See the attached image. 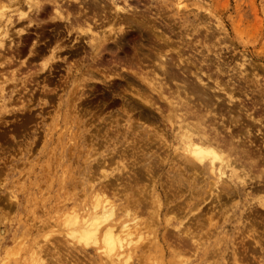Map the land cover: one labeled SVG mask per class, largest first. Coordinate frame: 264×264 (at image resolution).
Listing matches in <instances>:
<instances>
[{"label": "rangeland", "instance_id": "obj_1", "mask_svg": "<svg viewBox=\"0 0 264 264\" xmlns=\"http://www.w3.org/2000/svg\"><path fill=\"white\" fill-rule=\"evenodd\" d=\"M96 1L64 0L67 6L57 17L56 7L48 13L46 5L29 25L24 5L0 15V264H113L103 243L86 244L68 235L69 220L80 221L95 201L115 209L110 216L115 226L129 224L134 234L137 229V236H129L134 241L117 248L121 264H264V207L259 204L264 182L258 172L264 169L258 156H264L254 153L253 129L246 137L242 123L237 126L244 129L245 149L262 164L226 168V180L237 189L227 195L222 188L230 187L220 181L217 191L216 176L208 170L187 169L176 132L166 134L168 149L159 141L165 123L146 101L165 105L157 81L166 83L162 90L168 95L189 82V91H211L214 103L223 107L214 104L216 115L209 117L227 127L232 115L221 113L220 82L225 94L235 97L233 104L243 95L227 90L229 85L245 87L244 93L264 107V0ZM2 2L0 14L1 5H9ZM89 4L98 7L91 12ZM116 5L128 12L117 14ZM74 16L88 20L94 32L108 30L104 25L110 19L123 31L111 35L96 54L90 48L92 34L77 30ZM28 30L29 39L22 40ZM75 37L79 41L72 44ZM20 40L26 45L18 46ZM138 42L144 44L140 53L129 46ZM152 45L155 53L146 48ZM159 52L166 61H160ZM112 53L121 59L107 60ZM199 75L207 85L199 83ZM253 118L258 119H252L254 130L261 131L263 118Z\"/></svg>", "mask_w": 264, "mask_h": 264}, {"label": "bare ground", "instance_id": "obj_2", "mask_svg": "<svg viewBox=\"0 0 264 264\" xmlns=\"http://www.w3.org/2000/svg\"><path fill=\"white\" fill-rule=\"evenodd\" d=\"M4 1V0H3ZM7 2L9 1V3H7L8 6L6 5H1L3 6V12L0 14V15H5L7 13V9L13 11V9L15 11H20V6L24 5L23 6V15L25 16V20L24 21H27L28 25L35 22V19H36V15L38 11L40 9H44L45 6L48 4V2H54L52 5L53 7H56L54 9V13L55 15L54 16H58V15H61V9L63 8V6L65 4H63L62 6V1L64 0H6ZM67 1V0H65ZM68 1H71L72 3L74 1H78V0H68ZM94 2H97L96 0H93ZM102 1V0H101ZM100 0L98 1V3L101 2ZM116 1V0H115ZM81 2V1H80ZM85 2V1H84ZM2 0H0V4H2ZM76 3V2H75ZM102 3V2H101ZM115 2H113L114 4ZM128 3V2H127ZM69 4V3H67ZM103 4V3H102ZM101 4V5H102ZM84 5V4H83ZM90 5V4H89ZM98 5V4H97ZM97 5H90V9H91V12L94 11V9H96L95 7H98ZM67 6V5H65ZM69 6V5H68ZM71 6V5H70ZM74 5H72V8H73ZM79 6H80V3H79ZM75 7V6H74ZM81 9H82V6H80ZM84 7L86 6H83V9ZM94 7V8H93ZM22 8V7H21ZM67 10L69 9V7H66ZM71 8V7H70ZM78 8V6L76 7ZM100 8V7H99ZM97 8V9H99ZM103 8V9H102ZM102 12H106L107 10L105 9L106 6H102ZM80 9V10H81ZM110 8L108 7V10ZM115 9V12L117 14L119 13H124L127 11V9H125V7L123 6H120V5H116V7H114ZM53 10V9H52ZM51 10V11H52ZM61 10V11H60ZM66 10V9H65ZM66 10V11H67ZM71 10V9H70ZM69 10V11H70ZM76 10V9H74ZM131 10V9H130ZM67 11L65 13H67V16H70L71 14L73 15V12L70 14V12ZM83 11V10H81ZM89 11V10H87ZM101 11V10H99ZM98 11V12H99ZM111 11V9H110ZM133 11V10H132ZM136 11V10H135ZM43 12V11H42ZM52 12V13H53ZM109 12V11H108ZM128 12V11H127ZM81 13V12H79ZM78 13V14H79ZM84 13V11H83ZM86 13V12H85ZM89 13V12H88ZM113 13V12H112ZM45 14V13H44ZM75 14V13H74ZM91 14V13H90ZM116 14V15H117ZM8 15V14H6ZM66 15V14H65ZM84 15V14H83ZM82 15V17H83ZM86 15V14H85ZM99 15V14H98ZM97 15V16H98ZM132 15V14H131ZM62 16H63V13H62ZM67 16H64L65 19ZM77 16V15H76ZM88 16V15H87ZM91 16V15H90ZM95 16V15H94ZM100 16V15H99ZM104 16V15H103ZM126 16V15H124ZM128 16V15H127ZM1 17V16H0ZM72 17V16H71ZM70 17V19H71ZM81 17V15H80ZM81 17V18H82ZM134 17V16H133ZM74 20H76V17L74 16ZM94 18V17H93ZM123 18V17H122ZM126 18H129V17H126ZM9 19V18H8ZM69 19V20H70ZM88 19V18H87ZM89 19H91V17H89ZM105 19V18H104ZM135 20H137L136 18H134ZM67 20H68V17H67ZM72 20V19H71ZM73 20V21H74ZM81 20V19H80ZM93 20V19H92ZM130 21L129 23H131L133 20L132 19H127L126 20V23L128 24L127 21ZM73 21H70L73 22ZM77 22L74 21V23H76V25H74L73 23L71 25H74L77 27V30H79L81 33H84L85 30H87L86 32H90V34H92L90 37H91V46L90 48L94 50V52L97 51L96 54H98L100 51L102 52L103 50H99L101 48H104L102 45L107 43L108 40H110L111 35H116L118 34L122 28L120 27V25L117 26V22L114 21L112 22L111 19L108 21L109 24L104 25V27H108L109 29L106 30V28L103 30H100L102 32H94L93 31V28L91 27L90 25V22L88 23V20H84V21H79V20H76ZM91 21V20H89ZM97 21V20H96ZM103 21V20H102ZM105 21V20H104ZM4 22V21H3ZM95 22V21H94ZM106 22V23H108ZM136 22V21H134ZM134 22H132V24H135ZM96 23V22H95ZM98 23V22H97ZM124 23V22H123ZM137 23V22H136ZM141 23V22H140ZM138 24L140 27L144 25L142 24ZM84 24V25H83ZM103 24V23H102ZM116 24V25H115ZM125 25V23H124ZM131 25V24H129ZM103 26V25H101ZM116 26V27H115ZM30 27V26H29ZM99 27V26H98ZM24 28H27L24 27ZM23 28V29H24ZM95 28V27H94ZM124 28V27H123ZM23 29L21 28L20 30H22V33H23ZM28 29V28H27ZM73 29V28H72ZM139 29V27H138ZM150 29V27H149ZM152 30V28H151ZM17 31V30H16ZM19 31V30H18ZM123 31V30H122ZM24 32H25V29H24ZM78 32V33H80ZM20 33V32H19ZM113 33V34H112ZM21 36V35H20ZM158 36V35H157ZM8 39V38H7ZM11 39V38H10ZM11 41V40H10ZM157 41V39H156ZM12 42V41H11ZM142 43V42H141ZM160 43V42H159ZM6 44V43H5ZM166 44V43H165ZM162 46V45H161ZM2 47V46H1ZM148 47V46H147ZM163 48V47H162ZM157 49V48H156ZM155 50V49H154ZM100 52V53H101ZM95 54V53H94ZM93 54V55H94ZM95 54V56H96ZM159 54V59L161 61V58L165 59V61L167 60V56L165 57L161 52L158 53ZM157 54V56H158ZM103 55V54H102ZM173 59V58H172ZM182 59V58H181ZM180 59V60H181ZM179 61V60H178ZM183 61V60H182ZM168 62V61H167ZM166 62V63H167ZM164 63V62H163ZM162 62L160 63L161 65H159L162 69V74H163V70H164V73L166 74L167 72H165V64H163ZM184 63V62H183ZM201 74V73H200ZM169 77L171 75L168 74ZM156 75H154L155 77ZM165 76V75H164ZM167 77V75H166ZM188 77V76H187ZM150 78V77H149ZM157 80H158V77H156ZM155 78V79H156ZM172 78V77H171ZM168 79V80H172V79ZM175 78V77H174ZM209 78V76H208ZM211 78V77H210ZM154 79V81H155ZM159 79H163V78H159ZM188 79V78H187ZM197 80L199 81V83L203 82V84L205 83L204 80L200 77H197ZM161 81V82H160ZM160 81H157V85L156 83H154L157 86H159L158 90H159V95L158 97L161 98L162 100H164L163 102L165 103V105L162 107V106H157L158 104L157 103H154L152 101V98L148 99L146 98V101L148 103H150L151 106H156L157 107V110L159 111V113L162 115V119H163V122L165 123V128H166V133L163 136H158L160 138L159 141H162V144H164L167 149L170 147L168 145V138H167V135L169 136V131L171 129V131L175 134V139L177 138V140H179V142L182 144V147H181V155H183L184 159H182L186 164L187 166H189L187 169L189 170H199L200 172H205V171H209L212 175H215L216 176V188H217V191H220L219 188V183L220 181L222 183L226 182V184L230 187L227 189V186H224V188H222V191L224 193H227L228 194H233L235 195L233 192H237V189H236V186L235 184L232 182H228L226 179V168H230L232 167L233 164H235L234 167H237L236 165H239V167H241L243 170L247 169V168H251V167H255V168H258L260 166V164L262 163H259L260 162H263V168H264V161H261L259 160L258 161V157H260V159L264 160V157H262L261 155L258 156L257 158H253L252 156V153H250L248 150H246V144H247V140L244 138V133L242 132L244 129L240 130L239 127H240V115H232L230 118H229V126H225V125H222V126H218L217 122H214L216 121V118H212L213 116H210L212 113H214L216 115V109H214V104H217V103H214V95L213 94H210L208 92H206V90L203 91L200 89L199 90H188L186 87L188 86V83L187 85L184 87L182 85L183 88H181V86H177V88L174 90V91H170L169 92V95L167 94L168 91H165L162 90V88L164 86H166V83H163L162 81L163 80H160ZM185 81V80H184ZM189 81V80H188ZM206 81V79H205ZM173 82V81H172ZM195 82V81H194ZM197 82V81H196ZM198 83V82H197ZM217 84V90H220V91H224L225 89L220 87L221 84H219L220 82H216ZM183 84V83H182ZM193 84V83H192ZM202 84V85H203ZM153 85V86H155ZM178 85V83H177ZM195 85V84H194ZM193 87H196L194 86ZM204 85H207L204 84ZM201 86V85H200ZM192 87V86H191ZM205 87V86H203ZM208 87V86H207ZM165 88V87H164ZM189 89H191L190 87H188ZM199 88V87H198ZM206 88V87H205ZM204 88V89H205ZM211 88V87H210ZM157 89V88H156ZM167 89V88H166ZM169 89V88H168ZM209 89V88H208ZM213 89V87H212ZM214 90V89H213ZM230 90V89H229ZM165 92V93H164ZM214 92V91H213ZM225 92V91H224ZM191 93V94H190ZM228 93V92H227ZM232 92H229L228 95L226 94V96L228 97V99H230L231 103L233 102V99H235V97L231 94ZM196 95L198 98H196ZM218 95V94H217ZM214 98H213V97ZM195 97V98H194ZM218 99V97H217ZM220 99V98H219ZM216 100V99H215ZM219 102V100H217ZM222 101V100H220ZM216 102V101H215ZM221 103V102H219ZM221 105V104H220ZM217 104V109L220 108L221 106ZM220 106V107H219ZM223 107V106H222ZM231 107V106H230ZM216 108V107H215ZM221 109V108H220ZM220 111L218 110V113ZM248 112V111H247ZM222 113V112H221ZM220 113V114H221ZM230 113H227L226 115H228ZM248 115H251V114H248ZM218 116V114H217ZM216 116V117H217ZM221 116H223L221 114ZM250 117V116H249ZM252 117V116H251ZM220 118V116H219ZM217 118V119H219ZM261 118V117H260ZM251 119H254L253 117ZM262 119V118H261ZM223 120V119H222ZM226 121V120H225ZM224 121V122H225ZM254 121H258V119H254ZM142 122V121H141ZM253 122V121H252ZM140 123V122H139ZM257 124V122H255ZM239 124V125H238ZM234 125V127H233ZM249 125V124H248ZM247 125V126H248ZM225 126V127H224ZM237 126H239L237 128ZM246 127V130H245V136H249L253 131L249 129L250 125L248 126V128ZM221 127H224L225 129H222ZM242 127V126H241ZM244 127V126H243ZM135 128V127H134ZM237 128V129H236ZM133 129V128H132ZM252 131V132H251ZM148 132V131H147ZM150 134V133H149ZM167 134V135H166ZM143 135V134H142ZM156 135V134H155ZM150 136V135H149ZM152 136V134H151ZM246 136V137H247ZM144 137V136H143ZM142 137V138H143ZM250 137V136H249ZM158 141V142H159ZM146 142V141H145ZM154 142V141H153ZM250 144L252 145L253 141L249 140ZM152 143V142H151ZM150 143V145H151ZM155 144V142H154ZM149 145V144H147ZM153 145V144H152ZM245 145V147H244ZM148 147V146H147ZM156 147V146H155ZM157 148V147H156ZM251 148V147H250ZM153 150V149H152ZM149 151V150H148ZM154 152V151H153ZM147 154V153H146ZM156 154V153H155ZM161 155V154H160ZM133 156V155H132ZM149 156V155H147ZM162 156V155H161ZM150 157V156H149ZM182 158V157H181ZM122 160V159H121ZM144 161V160H143ZM183 164V165H184ZM259 164V166H258ZM146 165V164H145ZM257 166V167H256ZM156 167V165H155ZM234 167H232V169H234ZM235 170V169H234ZM257 170V169H256ZM252 171V170H251ZM259 173H261V175L259 176V178H261L260 180L264 182V169H261L260 171H258ZM196 173V172H195ZM244 173V172H243ZM253 173V172H251ZM201 174V173H200ZM256 174V173H254ZM198 175V174H197ZM242 175H246V174H242ZM241 176V174H240ZM119 177V176H118ZM182 177V176H181ZM199 177V176H198ZM243 177V176H242ZM252 178V176H250ZM256 178H258V176H256ZM117 179V178H116ZM255 180V179H254ZM244 184H245V181H243ZM116 184V183H115ZM147 185V184H146ZM262 185V184H259V186ZM262 188V189H260ZM259 190H263V187H260ZM214 190V189H213ZM230 190V191H229ZM232 190V191H231ZM256 190H258L256 188ZM109 191V190H108ZM216 191V192H217ZM261 192V191H260ZM260 192L258 195H260ZM218 193V192H217ZM104 194V193H103ZM222 193L217 194L219 195L220 197ZM229 195V196H231ZM232 195V196H233ZM257 196V195H256ZM261 196V195H260ZM259 196V197H260ZM258 197V199H260ZM222 199V198H221ZM100 200V199H99ZM96 204L94 206H92V210L91 212H86L85 215L82 217V219L80 221H78L77 218L79 217H75L76 219L73 221V219L69 220V224L67 225V227L69 229H67L69 232H68V235L71 237V238H75V237H79L80 240L84 241L86 244H90L89 242L90 241H94L96 243H103L102 245L105 246L106 250L108 251V253H106L105 251V255L108 254L109 256H106L107 259L109 258L113 264H121V258L120 256L123 255V254H115L116 251L118 250L117 248H120V247H123L124 245V241L129 239L130 241V238L129 236L133 233L131 232L132 230L130 229L129 230V224H124V225H121L120 226H115L113 220L111 219L110 216L114 215L112 213H114V210L115 209H110V208H107L108 206H106L103 202V204H101L99 201H95ZM109 204V203H107ZM259 204L260 206L264 207V199H260L259 201ZM111 207V206H110ZM80 211V210H79ZM78 216V214H76ZM75 215V216H76ZM73 217V216H72ZM67 218V217H66ZM134 218V217H133ZM68 223V222H67ZM139 223V222H138ZM253 224V223H252ZM132 225V224H131ZM134 225V224H133ZM131 227V226H130ZM137 227V226H135ZM134 227V228H135ZM133 228V229H134ZM64 229V228H63ZM66 230V229H65ZM135 230V234L136 235V228L134 229ZM257 230V229H256ZM183 231V230H182ZM66 233V232H65ZM189 233V232H188ZM258 233V232H257ZM67 235V236H68ZM181 235V234H180ZM189 235V234H188ZM252 235V234H251ZM66 236V235H65ZM133 236V235H132ZM137 236V235H136ZM148 239V238H147ZM191 239V238H190ZM132 241H134V239H131ZM130 241V242H132ZM138 241V240H137ZM69 243V242H68ZM130 245V243H128ZM127 244V245H128ZM132 244V243H131ZM93 245V244H92ZM96 246V245H95ZM54 247V246H53ZM126 248V246H124ZM123 247V248H124ZM190 247V246H189ZM104 248V249H105ZM123 250V249H122ZM39 253V252H38ZM115 254V255H114ZM113 255V256H112ZM122 257V256H121ZM38 258V257H37ZM113 258V259H111ZM35 261V260H34ZM128 261V260H127ZM33 262V261H32ZM45 262V261H44ZM126 262V260H125ZM127 263V262H126ZM36 264V263H34ZM39 264V263H38ZM43 264V263H41Z\"/></svg>", "mask_w": 264, "mask_h": 264}, {"label": "flooded vegetation", "instance_id": "obj_3", "mask_svg": "<svg viewBox=\"0 0 264 264\" xmlns=\"http://www.w3.org/2000/svg\"><path fill=\"white\" fill-rule=\"evenodd\" d=\"M124 1V0H123ZM128 1H136L137 3H139V4H143L142 2H141V0H128ZM137 3L136 4H134L133 6L134 7H136L137 8ZM53 9V6L52 5H50V4H47V7H46V10H48L47 12L48 13H50V11ZM49 17H50V15H49ZM99 17V16H98ZM103 17V16H102ZM46 19V18H45ZM100 23V22H99ZM28 24V23H27ZM26 25V24H25ZM101 25V24H100ZM68 25L67 24H65V27H66V29L68 30V27H67ZM151 33L152 34H154V31H151ZM31 34V31H29L28 30V32L27 33H25V34H22V35H24V37H22V40H23V38L24 39H29V35ZM33 34H35V35H40L39 33H37V32H33ZM35 41H37V40H35L34 39V42ZM79 40L77 39V37H75L73 40H72V44H75L76 42H78ZM21 40L20 41H16V44L19 46V45H22V46H25L26 45V42L24 41V42H21ZM85 42H87L86 40H85ZM14 45V46H16V48L17 49H19V47H17V45ZM144 44H143V42L141 43V42H138L136 45H131V44H129V46H131L132 48H135L136 49V52L137 53H140L141 51H142V46H143ZM89 46V45H88ZM146 48H150V50H151V53H155L156 52V50H154V48H155V46L154 45H152L151 47H147L146 46ZM13 50V53H11V56H13V58H16L15 57V49H12ZM109 53V52H111V49H109L108 51H106V53ZM150 53V54H151ZM114 56H113V58L112 57H107L106 59L107 60H114V61H116V60H118V58H120L121 59V56L120 55H118L117 56V54L116 53H112ZM11 56H7V57H11ZM117 58V59H116ZM17 59V58H16ZM149 59L150 60H153V58L152 57H149ZM145 65L146 64H148V63H144ZM152 64V63H151ZM141 67V66H140ZM104 68V67H103ZM138 81H140L139 79H137ZM227 88V90H229V89H233V90H235L236 92H239V93H241L243 96H237V99H238V101L239 102H241V103H239V104H233V103H229V101L228 100H226V94H225V92L224 91H222L221 93H224L223 95H220V97L222 98V103L224 104V109L221 111V112H223L224 114H227V113H229L230 111H231V115H235V114H237V113H241L240 114V116H241V121H242V127L244 128V129H246L245 128V126H247L248 124L250 125V127L253 129V134H252V137H251V139L252 140H254V145H255V147L253 148V150H254V153H256L257 155H259V154H262L263 156H264V131H262V130H264V125H263V129L261 130V131H257V130H254V126L251 124L252 123V119L251 118H249L248 117V114H251L253 117H255V118H263V120H264V107H261V106H259V105H256L255 104V99H251L252 97L251 96H249V95H247L246 93H244L245 92V87H243V86H233V85H229V86H227L226 87ZM136 95V94H135ZM123 96V95H122ZM121 97V96H120ZM251 99V100H250ZM225 104H228L229 106H235V107H228V106H226ZM258 108H261L262 109V111H260V112H258L257 113V110L256 109H258ZM229 111V112H228ZM248 111V112H247ZM227 117H225V119H226ZM256 129H259V127H257ZM259 146H262L261 148H259Z\"/></svg>", "mask_w": 264, "mask_h": 264}]
</instances>
